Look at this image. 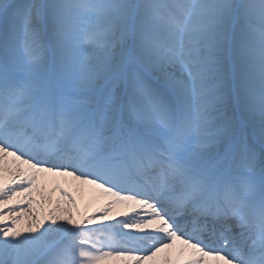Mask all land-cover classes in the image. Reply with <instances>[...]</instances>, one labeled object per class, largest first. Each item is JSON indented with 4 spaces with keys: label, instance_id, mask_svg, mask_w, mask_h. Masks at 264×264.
I'll return each mask as SVG.
<instances>
[{
    "label": "snow or ice",
    "instance_id": "obj_1",
    "mask_svg": "<svg viewBox=\"0 0 264 264\" xmlns=\"http://www.w3.org/2000/svg\"><path fill=\"white\" fill-rule=\"evenodd\" d=\"M177 245L264 264V0H0V264Z\"/></svg>",
    "mask_w": 264,
    "mask_h": 264
},
{
    "label": "bare ground",
    "instance_id": "obj_2",
    "mask_svg": "<svg viewBox=\"0 0 264 264\" xmlns=\"http://www.w3.org/2000/svg\"><path fill=\"white\" fill-rule=\"evenodd\" d=\"M73 191H70V194L75 195L77 200L81 202V209L82 210H91L95 211L97 204V194L91 188H83L79 189L78 186L74 185ZM46 194L51 193L50 189L45 188ZM57 198V197H54ZM180 246L177 245V249L174 250L172 253H164L159 258V264H165V261L171 258L175 261L178 258V251Z\"/></svg>",
    "mask_w": 264,
    "mask_h": 264
},
{
    "label": "rangeland",
    "instance_id": "obj_3",
    "mask_svg": "<svg viewBox=\"0 0 264 264\" xmlns=\"http://www.w3.org/2000/svg\"><path fill=\"white\" fill-rule=\"evenodd\" d=\"M54 186H55V185H54V183L52 182V179L50 178L49 181H48V183H47L46 189H50V191L52 192V189H53ZM73 188H74V185L70 188V191H73V190H72ZM57 196H58V194H57ZM54 197H56V196H54ZM78 203L81 204L80 201H78ZM80 206H81V205H80Z\"/></svg>",
    "mask_w": 264,
    "mask_h": 264
}]
</instances>
